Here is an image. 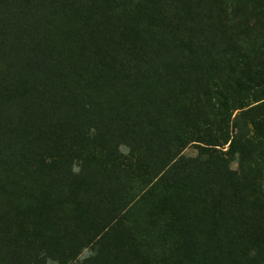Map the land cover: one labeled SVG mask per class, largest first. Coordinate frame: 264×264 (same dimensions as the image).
<instances>
[{"label":"trees","instance_id":"16d2710c","mask_svg":"<svg viewBox=\"0 0 264 264\" xmlns=\"http://www.w3.org/2000/svg\"><path fill=\"white\" fill-rule=\"evenodd\" d=\"M0 1V51L15 28L12 50L35 48L26 29L51 11L36 28L37 65L0 80V194L15 199L0 215V264H38L61 243L92 247L85 264H145L133 237L145 232L199 248L193 264H213L219 250L225 264H264V206L249 199L263 176L250 177L264 162V33L257 44L236 31L234 0L213 14L196 0ZM85 28L113 56L75 61L60 51ZM201 123L216 139H202ZM192 143L215 158L218 147L237 155L236 186L184 158Z\"/></svg>","mask_w":264,"mask_h":264},{"label":"rangeland","instance_id":"374dc122","mask_svg":"<svg viewBox=\"0 0 264 264\" xmlns=\"http://www.w3.org/2000/svg\"><path fill=\"white\" fill-rule=\"evenodd\" d=\"M2 3V1H0ZM234 19L233 22L236 26V31L241 30L242 31H249V37L253 39L254 41L260 43L258 38H254L255 32H260L261 34L264 33V27L260 25V28H256V31L253 30V26L256 25L254 22L255 19L264 24V10L263 6L261 7L260 4L255 3L253 0H234ZM26 4V7H29L30 5L34 6L36 5L38 8L43 5L41 3V0H15L14 4ZM16 4L14 5L15 7ZM221 5L220 0H196L193 2V7L195 10L199 11L201 10V7L203 8H211V12L218 7V5ZM222 6V5H221ZM7 8V6H5ZM199 9V10H198ZM41 10V9H40ZM217 10V9H216ZM258 10H261V15H259ZM46 12L41 15L40 17H36L38 22H35L34 27H31V24L34 22H31L28 29H26L27 32V38L26 39H33L34 40V46L35 48H32L30 50H26L23 48L22 53L15 52L12 50L13 47H18L17 43L15 42L17 38V29L15 28V31L11 37L5 36V43L6 46L3 48V50L0 51V80H5L6 82H9L12 80L17 74L20 75H27L28 71H30L33 66H36V61H38V58L41 57V51L43 50L42 46L40 45V42L42 40V36L37 37L36 35V28L40 24L43 29L45 27V23L42 22L51 12L50 9L45 10ZM213 11V12H214ZM212 12V14H213ZM108 29V28H107ZM259 29V30H258ZM53 31H50L48 33H51ZM110 32V31H108ZM97 32L94 31V29L85 28L81 30L80 32H76V35L72 36L71 38L66 37L59 45L60 51L63 50L64 54L69 53L68 57L71 56L74 57V60L85 57L87 59L90 58V56L96 57L95 59L99 58H109L113 56V47H111V44L109 47H104L106 44L104 41H100L101 38L99 36L97 37ZM53 38L47 39L52 41ZM248 39V38H247ZM246 39V40H247ZM249 39V40H251ZM13 42H15L13 44ZM52 44H55L54 41L51 42ZM56 45V44H55ZM107 52H106V51ZM118 50V49H117ZM120 51V48H119ZM111 56H110V55ZM71 58V59H72ZM73 60V59H72ZM13 77V78H12ZM173 80V79H172ZM176 81V80H173ZM249 100H244L246 105H250L252 103L253 97L252 95L247 96ZM205 101V100H204ZM204 101L202 100V105L204 104ZM189 103L188 100H186L183 105L184 107L187 106ZM237 112H235L231 119H233L234 115ZM194 121L197 123V120L193 117ZM200 119V118H199ZM210 130L208 132V129L204 128V125L201 123L200 128L198 130V133H202V139L205 141L216 139L215 135L211 133ZM206 134V135H205ZM198 144L192 143L188 145L183 150V156L184 158H190V159H197L198 161H207L205 164L206 170H208L209 173L215 175L216 177V183L220 186H226V183H232L236 186L235 181H231L230 177H236L238 174V160L237 155L230 156L228 154H225L224 151H226V147H218L219 153H217L216 158L208 153H201L199 150ZM123 151H127L123 149ZM215 163H223L225 170ZM258 165L256 166L255 171H251L250 177L252 176H258V172L261 170L263 176L259 177V181L257 182V188L253 194V196H250L249 199L258 198V200H261L262 207H255L256 209H261L264 206V162H256ZM236 183V184H235ZM229 187V186H228ZM226 189V188H223ZM232 189V188H231ZM235 189V187H234ZM232 189V190H234ZM231 192L229 191L230 197ZM243 203L244 206L248 204L245 200V194H243ZM9 201L3 200L1 194H0V215L2 214H8L10 213V210L13 208L14 204V196H10ZM246 209V214L249 213L248 209ZM204 217V216H203ZM204 223V218H203ZM134 234V232H133ZM132 234V235H133ZM222 233H219V237H221ZM223 235V234H222ZM11 236V235H10ZM82 237V236H80ZM139 241L138 249L139 253L138 255L143 254V257L139 260L146 261L145 264H193L190 263V257L192 253L195 254V256L198 258L199 254V248L194 249H186L179 246H172L169 241L164 239H160L159 235L152 233L147 234V232L143 234H134V236ZM162 241V243H161ZM201 241L197 242L196 244H200ZM262 242H264V239H262ZM161 243V244H160ZM164 244V245H162ZM196 245V246H197ZM237 246V245H236ZM92 247L88 246L85 249H80L79 251H76L75 248L71 247V243H61V248H58L59 253L55 258L52 259H42V261H39L38 264H85L86 261L94 259L92 256L94 255L93 251L91 250ZM219 251L216 252V254L213 252V255H211L210 259L213 262V264H225L224 260L219 256ZM73 253H76V255H72ZM116 253V252H114ZM38 259V258H37ZM28 261L32 262L34 261L30 258ZM258 262V261H257ZM227 264H233L231 262L230 258H227ZM254 264V263H250ZM260 264V263H258Z\"/></svg>","mask_w":264,"mask_h":264}]
</instances>
